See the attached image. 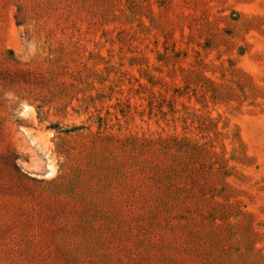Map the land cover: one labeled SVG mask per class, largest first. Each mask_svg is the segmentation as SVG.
Wrapping results in <instances>:
<instances>
[{"label":"rangeland","instance_id":"1","mask_svg":"<svg viewBox=\"0 0 264 264\" xmlns=\"http://www.w3.org/2000/svg\"><path fill=\"white\" fill-rule=\"evenodd\" d=\"M0 264H264V0H0Z\"/></svg>","mask_w":264,"mask_h":264},{"label":"trees","instance_id":"2","mask_svg":"<svg viewBox=\"0 0 264 264\" xmlns=\"http://www.w3.org/2000/svg\"><path fill=\"white\" fill-rule=\"evenodd\" d=\"M151 104V103H150ZM153 105V104H152ZM153 107V106H150ZM54 129V128H53ZM81 130V127H73L71 130L66 131L67 133H71V132H76ZM188 140L186 139H182V140H178V138L173 139L172 142L174 143L173 148L176 149V151H179L180 153L184 152L185 155H188V151L191 150L190 149V142H187ZM193 150H196L195 148H192ZM185 150V151H183ZM201 153H206V151L204 149L201 150ZM190 161V160H189ZM13 167L16 169L17 166L13 164ZM17 170V169H16ZM16 172V176L19 178V180L24 181V179L26 177H24V175H21L18 170L15 171Z\"/></svg>","mask_w":264,"mask_h":264}]
</instances>
